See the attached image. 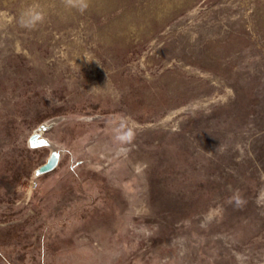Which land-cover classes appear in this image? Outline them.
Wrapping results in <instances>:
<instances>
[{
	"label": "rangeland",
	"instance_id": "obj_1",
	"mask_svg": "<svg viewBox=\"0 0 264 264\" xmlns=\"http://www.w3.org/2000/svg\"><path fill=\"white\" fill-rule=\"evenodd\" d=\"M0 264H264V0H0Z\"/></svg>",
	"mask_w": 264,
	"mask_h": 264
},
{
	"label": "clouds",
	"instance_id": "obj_2",
	"mask_svg": "<svg viewBox=\"0 0 264 264\" xmlns=\"http://www.w3.org/2000/svg\"><path fill=\"white\" fill-rule=\"evenodd\" d=\"M61 8L68 13L76 12L84 14L90 7V0H60ZM46 20L45 14L35 6L22 9L16 20L17 25L24 30L33 31L41 26ZM133 139V132L124 127L123 123L120 127L114 129V140L118 143H130ZM230 203L236 208H242L245 201L239 196L234 195Z\"/></svg>",
	"mask_w": 264,
	"mask_h": 264
},
{
	"label": "water",
	"instance_id": "obj_3",
	"mask_svg": "<svg viewBox=\"0 0 264 264\" xmlns=\"http://www.w3.org/2000/svg\"><path fill=\"white\" fill-rule=\"evenodd\" d=\"M58 163H59V155L53 152L50 154L47 161L38 167V169L36 170V173L38 175L47 173L53 170L58 165Z\"/></svg>",
	"mask_w": 264,
	"mask_h": 264
},
{
	"label": "bare ground",
	"instance_id": "obj_4",
	"mask_svg": "<svg viewBox=\"0 0 264 264\" xmlns=\"http://www.w3.org/2000/svg\"><path fill=\"white\" fill-rule=\"evenodd\" d=\"M47 128V126L46 125H42L41 127H40V130L42 131V130H44V129H46ZM33 140L36 142V141H38V139H37V135H33Z\"/></svg>",
	"mask_w": 264,
	"mask_h": 264
},
{
	"label": "trees",
	"instance_id": "obj_5",
	"mask_svg": "<svg viewBox=\"0 0 264 264\" xmlns=\"http://www.w3.org/2000/svg\"><path fill=\"white\" fill-rule=\"evenodd\" d=\"M6 134H10L9 128L6 129Z\"/></svg>",
	"mask_w": 264,
	"mask_h": 264
}]
</instances>
